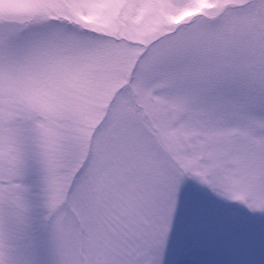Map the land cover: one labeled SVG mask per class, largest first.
I'll use <instances>...</instances> for the list:
<instances>
[{
    "label": "snow or ice",
    "instance_id": "6c2138e0",
    "mask_svg": "<svg viewBox=\"0 0 264 264\" xmlns=\"http://www.w3.org/2000/svg\"><path fill=\"white\" fill-rule=\"evenodd\" d=\"M0 264H264V0H0Z\"/></svg>",
    "mask_w": 264,
    "mask_h": 264
}]
</instances>
